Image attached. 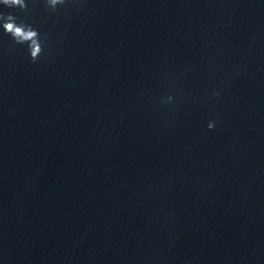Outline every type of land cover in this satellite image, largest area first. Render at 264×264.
<instances>
[{"label":"clouds","instance_id":"obj_1","mask_svg":"<svg viewBox=\"0 0 264 264\" xmlns=\"http://www.w3.org/2000/svg\"><path fill=\"white\" fill-rule=\"evenodd\" d=\"M66 0H45L46 7L56 10L57 6H62ZM0 5L7 8H19L24 11L27 10L26 0H0ZM18 18L12 13L5 14L0 12V27L4 33L9 35L12 40L19 45H27V50L30 54L32 63H36L42 55L45 54V41L40 37L39 31L31 24L24 21L17 22ZM219 92H214L213 96L219 97ZM173 97L169 95L162 100V103H170ZM215 121H209L207 128L212 130L215 127Z\"/></svg>","mask_w":264,"mask_h":264}]
</instances>
